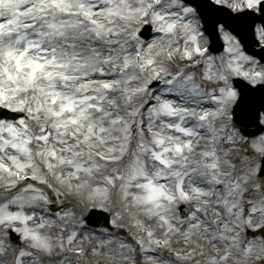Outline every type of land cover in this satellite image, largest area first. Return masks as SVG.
Returning <instances> with one entry per match:
<instances>
[{
	"label": "snow or ice",
	"instance_id": "snow-or-ice-1",
	"mask_svg": "<svg viewBox=\"0 0 264 264\" xmlns=\"http://www.w3.org/2000/svg\"><path fill=\"white\" fill-rule=\"evenodd\" d=\"M0 264H264V0H0Z\"/></svg>",
	"mask_w": 264,
	"mask_h": 264
}]
</instances>
